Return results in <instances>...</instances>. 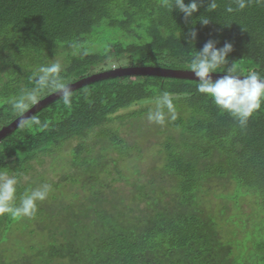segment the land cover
Masks as SVG:
<instances>
[{
	"label": "trees",
	"instance_id": "trees-1",
	"mask_svg": "<svg viewBox=\"0 0 264 264\" xmlns=\"http://www.w3.org/2000/svg\"><path fill=\"white\" fill-rule=\"evenodd\" d=\"M216 3L208 12L203 0L186 18L164 0H0V122L18 119L8 101L32 87L30 71L73 42L88 54L67 53L62 75L71 84L132 66L190 70L209 40L233 45L229 62L239 74L264 78V3L247 0L232 13L233 0ZM196 84L102 79L74 89L70 106L58 99L43 106L33 114L40 125L3 138L0 170L16 171V203L42 183L52 191L30 218L0 216V264H264V106L241 129ZM163 91L177 118L161 126L147 113ZM126 123L136 136L123 133ZM153 136L159 149L151 154ZM46 158L57 165L54 177L38 169ZM229 202L256 208L251 228L227 216Z\"/></svg>",
	"mask_w": 264,
	"mask_h": 264
},
{
	"label": "clouds",
	"instance_id": "clouds-1",
	"mask_svg": "<svg viewBox=\"0 0 264 264\" xmlns=\"http://www.w3.org/2000/svg\"><path fill=\"white\" fill-rule=\"evenodd\" d=\"M233 2L236 8L227 7L228 13L247 7V0H233ZM258 2L264 3V0H258ZM164 5L173 8V11L179 10L186 18H192L203 6V0H191L190 3H185V0H171V3L169 0H164ZM216 7V0H209L208 12ZM199 21L205 26L210 23L209 17L205 18V16H201ZM188 36L190 37L189 47H191L195 45L194 41L198 36L195 28L189 31ZM70 46L73 49V55L88 54V50L78 42H73ZM233 50L230 42H225L223 47L218 48L216 41L209 40L202 49H196L187 67L197 81V92L210 98L220 111L229 114L237 121L241 129H244L253 115L264 106V78L257 72H250L247 75L239 74L236 62H229V55ZM110 66L115 67V64L110 62ZM62 72L63 65L57 53L50 63L41 64L30 71L27 79L32 87L22 90L8 101L14 116L18 118L16 121L18 128L24 129L41 124L38 116L28 114L48 94L57 96L64 106L71 105L74 90L71 87V81L65 78ZM217 72L223 74L214 80L212 74ZM176 118L172 95L168 91H163L155 98L154 108L149 109L147 120L149 123L163 126L167 120L174 121ZM6 123L0 122V128H3ZM15 173L16 171L9 174L8 171L0 170V216L9 215L13 219L30 218L36 213L38 202L48 198L52 186L49 183H42L26 191L19 196L17 204L19 180Z\"/></svg>",
	"mask_w": 264,
	"mask_h": 264
},
{
	"label": "water",
	"instance_id": "water-1",
	"mask_svg": "<svg viewBox=\"0 0 264 264\" xmlns=\"http://www.w3.org/2000/svg\"><path fill=\"white\" fill-rule=\"evenodd\" d=\"M223 73H213V79L215 80ZM120 76H159V77H171L185 80H194V75L190 72V70H178V69H164L161 67L154 66H132L126 68H118L110 71H106L100 74H95L91 77H87L85 79H81L73 84H71L72 89H77L79 87L88 85L92 82L99 81L102 79H108L113 77ZM195 81V80H194ZM58 99L57 96L51 94L47 98L43 99L39 105L35 106L30 110L29 116L38 112L43 106L55 101ZM17 121V120H16ZM14 121L10 125L4 127L0 131V141L3 140L7 135L15 131L18 127V122Z\"/></svg>",
	"mask_w": 264,
	"mask_h": 264
},
{
	"label": "rangeland",
	"instance_id": "rangeland-1",
	"mask_svg": "<svg viewBox=\"0 0 264 264\" xmlns=\"http://www.w3.org/2000/svg\"><path fill=\"white\" fill-rule=\"evenodd\" d=\"M97 45L95 46L94 51H97L101 48L100 43H97ZM70 49H72V48L71 47L66 48L64 50V52L58 56V59L61 61L62 65H63V69L66 68L69 64L68 58H67V53L71 52ZM139 108H140V106H135L132 109L127 110L126 112L130 113V112H133ZM122 129H123L122 131L125 135L136 136L138 134L136 131L137 129L135 127H133V125L130 123L124 124L122 126ZM158 142H159V137L153 136L148 143V147L150 146V149L148 152H151V154H152V153L158 151V149H159V146H157ZM56 167H57V165L53 164L51 162V159L46 158L45 164L43 166L38 167V169L40 172L43 173L44 171H46L49 173L50 177H54L53 169H55ZM216 194L218 195L219 193H216ZM220 201H222V198H219V197L214 198L215 203H219ZM247 201H248V198H247ZM229 204L230 205H229V209L227 212V216L229 217L233 214H237L240 216L241 219L247 220L248 221L247 227L251 228V226L253 224V220H255V218L257 216V212L255 211L256 208L252 204L247 202V203H243L240 205V207H241L240 210H238V209L235 210L233 203L229 202Z\"/></svg>",
	"mask_w": 264,
	"mask_h": 264
}]
</instances>
